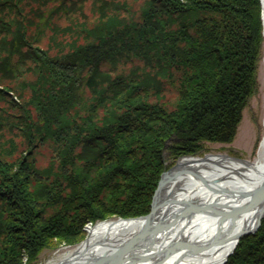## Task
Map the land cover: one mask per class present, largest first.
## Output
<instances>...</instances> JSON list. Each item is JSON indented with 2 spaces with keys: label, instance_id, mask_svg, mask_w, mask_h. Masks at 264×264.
<instances>
[{
  "label": "trees",
  "instance_id": "trees-1",
  "mask_svg": "<svg viewBox=\"0 0 264 264\" xmlns=\"http://www.w3.org/2000/svg\"><path fill=\"white\" fill-rule=\"evenodd\" d=\"M102 2L93 22L64 30L46 17L50 0H0V94L31 91L22 114L0 106V125L29 147L15 157L0 146V264L76 245L88 222L148 214L166 161L232 142L258 92L260 0H143L136 11ZM48 142L58 166L37 167L28 155ZM224 264H264V218Z\"/></svg>",
  "mask_w": 264,
  "mask_h": 264
},
{
  "label": "bare ground",
  "instance_id": "bare-ground-1",
  "mask_svg": "<svg viewBox=\"0 0 264 264\" xmlns=\"http://www.w3.org/2000/svg\"><path fill=\"white\" fill-rule=\"evenodd\" d=\"M263 184L264 134L255 159L183 157L167 173L153 215L101 220L43 264H220L259 222L264 196L256 203L252 194Z\"/></svg>",
  "mask_w": 264,
  "mask_h": 264
},
{
  "label": "rangeland",
  "instance_id": "rangeland-1",
  "mask_svg": "<svg viewBox=\"0 0 264 264\" xmlns=\"http://www.w3.org/2000/svg\"><path fill=\"white\" fill-rule=\"evenodd\" d=\"M102 1L103 0H50V4L48 6L46 17L50 18V24L61 25L64 30H67L66 29L67 27L69 28L70 26H72L71 24H74L73 22L71 23L72 19L84 20L82 17L84 15H86V17L84 16L86 22H93L95 18L99 15V12L101 11V7H103ZM107 1L113 4H116V5H119V6L125 5L128 7L129 10H132V11H136L137 9H139V7L141 6L143 2V0H136V1L135 0H107ZM30 5L36 6V7L39 6V4L36 3L35 1H31ZM78 6L80 8L81 7L83 8L82 11L78 12L76 10V7ZM110 7L114 8V6H110ZM121 9L124 11L123 7ZM61 30L59 31V35H58L60 38L64 40L66 38H70L69 35L65 34L64 32H61ZM33 31L35 32L36 30L34 29ZM51 35H53V31H51V28L50 29L47 28L46 32L44 31L43 34L41 35L42 44L45 47L48 45L49 37H51ZM54 49H56V47H54ZM263 58H264V55L261 60L259 74H258V79H259L258 92L253 96L248 107L244 110L242 121L238 127V131L233 141L229 143H207L205 148L200 153L184 155L176 159L175 161L173 159H168L166 161V164L168 165V167L165 171L174 168V166L178 163V161L181 158L186 157V156H198V155H207V154H226V155H230V156L240 158V159H255L256 158L257 153H258V146L264 134V60ZM137 63L138 61L135 60V58L127 59L119 65L120 67H118V70L122 71L123 68L126 70H130L131 67H133ZM25 78L27 80L33 79L34 75L27 73L23 79ZM11 81L13 84L19 87L22 82V80H20V78L18 77L14 78ZM20 92L21 93L23 92L22 93L23 97H18L17 95H14L13 96L14 100L5 94H2V95L0 94V106H3V107L5 106L7 108V111L10 112V114L17 115V114L24 113L23 106L26 105V101L29 99L31 91L29 90V88L26 87L25 89H20ZM165 97H166V100H168L169 102H173L175 98L177 97L175 89L170 87V89L165 93ZM8 99L9 100L12 99L13 103L10 104ZM8 119H14V117L10 116ZM2 122H6V120H3ZM13 145L15 147H13ZM0 146L3 148L12 149V150H14V148L17 147L14 151L15 157L20 156L21 153L26 152V150L29 148L25 138L22 135V132L16 128H10L9 125H0ZM56 153H57V150L55 148V144L48 142V143L42 144L39 148L34 149L32 154L28 155V158L29 160H33L37 167L42 168V167L48 166L49 164L50 165L54 164V166L56 167L58 166V162H59L57 159H55L56 158L55 156H57ZM162 175H161V178H162ZM155 192H154V195H155ZM154 195H153V200H154ZM153 200L151 203V209H152ZM136 217H139V216H136ZM119 218H134V217H114L110 219H119ZM97 222H94V223L88 222L85 225L84 229L86 231V235L80 242L86 239V237L89 234L88 229L94 226ZM245 235H248V234H245ZM76 245L62 244L57 249H50V248L47 249L46 248L42 250L35 264H43L47 260L57 257L63 251L69 248L75 247ZM236 248L237 246L235 247L234 251L236 250ZM231 254L228 256V258L231 256Z\"/></svg>",
  "mask_w": 264,
  "mask_h": 264
},
{
  "label": "water",
  "instance_id": "water-1",
  "mask_svg": "<svg viewBox=\"0 0 264 264\" xmlns=\"http://www.w3.org/2000/svg\"><path fill=\"white\" fill-rule=\"evenodd\" d=\"M171 170V169H170ZM170 170H167L163 173L162 175V178L159 182V185H158V188L156 189V192H155V195H154V200H153V204H152V209H151V212L150 214L153 215L156 211V209L158 208V196H159V192H160V188L161 186L163 185V183L165 182L166 180V175L167 173L170 171ZM263 196H264V184L262 186H260L259 188H257L256 192H254L252 194V201L254 202H259L260 200L263 199ZM264 216V211L262 212V214L260 215V218H259V222L257 223V225L251 229H247L243 232H241L238 236H237V241H236V244H235V247L237 246L240 238L245 235V234H250V233H254L258 230V228L260 227L261 225V220ZM150 226H152L151 224H149ZM149 226V227H150ZM234 247V249H235ZM234 249L228 254V256L234 251ZM228 256L220 263V264H224L226 262V260L228 259Z\"/></svg>",
  "mask_w": 264,
  "mask_h": 264
}]
</instances>
